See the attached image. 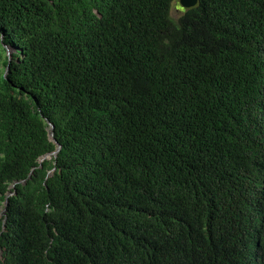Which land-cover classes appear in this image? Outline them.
Masks as SVG:
<instances>
[{
    "label": "trees",
    "instance_id": "obj_1",
    "mask_svg": "<svg viewBox=\"0 0 264 264\" xmlns=\"http://www.w3.org/2000/svg\"><path fill=\"white\" fill-rule=\"evenodd\" d=\"M174 1L0 0V264H264V0Z\"/></svg>",
    "mask_w": 264,
    "mask_h": 264
},
{
    "label": "water",
    "instance_id": "obj_2",
    "mask_svg": "<svg viewBox=\"0 0 264 264\" xmlns=\"http://www.w3.org/2000/svg\"><path fill=\"white\" fill-rule=\"evenodd\" d=\"M179 2L181 4V6L183 8H185V9L192 8V7H194V6H196L198 4V0H179ZM7 50H8V53L10 54V61H9L8 66H7V69H6L5 77H7L8 71L10 69V63H11V57H12L11 56V49L9 47H7ZM49 124H50V128H49L50 138H51L52 141H54L58 145V147H57L56 151L44 155L41 158L40 162H43L45 159H50V158H52V156L57 157V154H58V152L61 149V145L58 143V141L54 137V135H55V131H54L55 130V126H54V124L52 122H49ZM24 182H26V181H24ZM12 194L13 193H10L9 195H12ZM4 214H5V210L2 211L1 215H4Z\"/></svg>",
    "mask_w": 264,
    "mask_h": 264
},
{
    "label": "rangeland",
    "instance_id": "obj_3",
    "mask_svg": "<svg viewBox=\"0 0 264 264\" xmlns=\"http://www.w3.org/2000/svg\"><path fill=\"white\" fill-rule=\"evenodd\" d=\"M185 8H183L179 2V0H175L172 9H171V16L175 21H178L180 17L184 14Z\"/></svg>",
    "mask_w": 264,
    "mask_h": 264
}]
</instances>
